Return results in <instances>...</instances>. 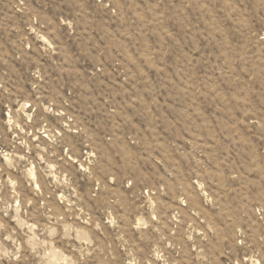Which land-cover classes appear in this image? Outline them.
<instances>
[{
	"label": "rangeland",
	"instance_id": "obj_1",
	"mask_svg": "<svg viewBox=\"0 0 264 264\" xmlns=\"http://www.w3.org/2000/svg\"><path fill=\"white\" fill-rule=\"evenodd\" d=\"M0 264H264V0H0Z\"/></svg>",
	"mask_w": 264,
	"mask_h": 264
}]
</instances>
